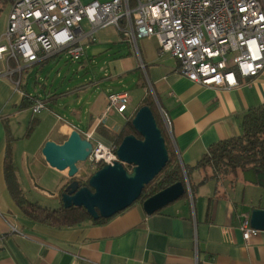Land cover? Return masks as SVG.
<instances>
[{
    "label": "crops",
    "instance_id": "1",
    "mask_svg": "<svg viewBox=\"0 0 264 264\" xmlns=\"http://www.w3.org/2000/svg\"><path fill=\"white\" fill-rule=\"evenodd\" d=\"M14 1L0 0V36ZM138 40L139 57L113 26L96 32L95 41L89 44L95 50L90 56L102 59L103 76L112 78L109 85L116 80L120 87L101 88L98 94L94 91L85 100L82 111L80 106L68 102L72 97L59 104L62 96L55 92L53 97L43 84L31 83L34 90L28 91L21 85L16 87L8 77H0V264H264V230L257 229L258 233L247 241L241 231L244 214L250 219L252 209H264V184L246 180L244 173L233 184L227 179L200 182L204 172L194 167L210 145L240 135L245 112L264 104V70L256 77L237 76L239 85L232 89L204 86L180 75L178 61L158 52L155 37ZM122 45L128 46V50L122 52ZM36 64L39 63L33 65ZM5 71L6 66L0 62V72ZM130 85L141 91L135 105L130 99ZM120 91L128 92L127 110L109 111L104 116L108 92ZM27 94L47 101L42 111L45 114L35 118L36 124L43 126L44 135L34 151V163L54 176L57 185L54 193L37 187L36 183L34 186L46 198L54 199L55 207L59 204L58 190L69 179L64 180L66 172L50 167L45 161L41 154L45 141L63 142L73 130L74 124L70 123L73 121L78 126L79 122L89 126L86 133H90L91 141L110 144L109 139L96 132L102 121L106 120L102 125L109 132L114 127L121 128L123 125L116 120L107 121L109 113L123 115L127 121L142 106L144 98L158 105L157 113L168 132L165 138L169 147L182 169L189 168L190 182L185 179V192L152 214H147L138 201L101 224L88 220L72 227H53L27 219L9 194L4 177L6 151L14 162L10 141L21 136L22 127L32 115L28 102L32 101ZM81 99L82 96L77 98ZM53 106L63 107L68 113L61 114ZM159 108L167 113L170 130ZM81 113L91 120L82 121ZM55 114L63 120H58ZM52 115L54 121L50 120ZM52 134L55 136L51 137ZM14 170L19 184L16 167ZM39 174L36 172L35 176L44 182ZM11 226L21 233L12 231Z\"/></svg>",
    "mask_w": 264,
    "mask_h": 264
},
{
    "label": "built area",
    "instance_id": "2",
    "mask_svg": "<svg viewBox=\"0 0 264 264\" xmlns=\"http://www.w3.org/2000/svg\"><path fill=\"white\" fill-rule=\"evenodd\" d=\"M107 26L138 57L137 40L155 37L158 52L175 58L178 73L200 85L232 89L239 85L237 76L256 77L264 70V0H15L0 36V62L6 66L0 77L19 87L23 69L35 63L82 59L96 32ZM27 96L32 114L46 109L45 99ZM128 105L127 91L108 92L103 115L124 113ZM159 111L170 130L167 113ZM84 138L91 141L90 133ZM92 144L86 159L91 173L99 163L118 161L113 143ZM241 231L246 241L258 233L247 214Z\"/></svg>",
    "mask_w": 264,
    "mask_h": 264
},
{
    "label": "water",
    "instance_id": "3",
    "mask_svg": "<svg viewBox=\"0 0 264 264\" xmlns=\"http://www.w3.org/2000/svg\"><path fill=\"white\" fill-rule=\"evenodd\" d=\"M131 124L140 138L133 134L124 136L116 148L118 161L103 164L92 172L86 178L87 185L79 187L76 179L71 181L61 194L64 207L81 206L93 219L110 218L139 199L143 187L159 174L169 157L164 137L148 105L138 108ZM92 145L78 130H72L62 143L45 141L41 154L50 167L66 172L72 179L79 172L77 163L86 161ZM243 173L246 180L264 184V173L254 169ZM183 191V183L177 181L147 197L142 207L147 214H152L177 200ZM249 224L264 230L263 208L252 209Z\"/></svg>",
    "mask_w": 264,
    "mask_h": 264
},
{
    "label": "trees",
    "instance_id": "4",
    "mask_svg": "<svg viewBox=\"0 0 264 264\" xmlns=\"http://www.w3.org/2000/svg\"><path fill=\"white\" fill-rule=\"evenodd\" d=\"M50 60L51 62L56 61L54 58H51ZM48 61L49 60L46 59V62ZM58 75L59 73H57V76ZM27 98V96H24L23 99L27 100ZM28 102L29 105H31V102ZM143 105H148L154 115L157 126L164 137L169 160L159 174L143 187L139 199L135 202H143L147 197L177 181H181L185 184L186 179L190 182L189 168L183 166L182 169L177 156L169 147V142L165 138L167 132H164L165 129L162 126L161 118L157 113L158 108L155 101L153 102L152 100L148 102L147 99V102L142 104V106ZM131 119L127 120L118 132L111 134L112 143L115 146H118L123 137L129 134H133L140 138L139 133L131 124ZM241 125L242 132L240 135L220 140L210 145L203 156L198 160L194 167L201 169L204 172V176L200 182H205L208 179H214L217 181L227 179L229 180V183L233 184L245 170L254 169L264 173V104L248 109L242 117ZM32 129L33 122L30 121L28 130ZM102 166L103 164L99 163L96 170ZM4 177L8 192L18 209L24 217L36 223L53 227H72L88 220L93 224H101L111 218L99 217L98 219H93L87 213L85 208L81 206H63L61 194L64 192L65 187L71 181L75 180V178L69 179L59 189V204L57 207L44 206L33 201H28L18 184L16 174L12 167V160L7 154V151L4 158ZM77 181L79 187L87 185V179Z\"/></svg>",
    "mask_w": 264,
    "mask_h": 264
},
{
    "label": "rangeland",
    "instance_id": "5",
    "mask_svg": "<svg viewBox=\"0 0 264 264\" xmlns=\"http://www.w3.org/2000/svg\"><path fill=\"white\" fill-rule=\"evenodd\" d=\"M140 40H138V47L141 48L139 44ZM92 44V43H91ZM128 46L122 45L120 47L121 51L128 50ZM94 50V45H89L87 47V57H84L79 60H71L68 58H60L56 62L49 61L46 62V60L42 61L39 64L33 65L31 67L24 68L22 71V81L21 86H23L28 91H33V87L31 85L34 84V86H38L39 84H43L45 88H47L48 92H52L53 94L56 92V94L61 95L62 99L59 101V104H62V102L67 101V97H72V99H68V102L70 104H74V106L84 108L85 100L90 99L91 93H95L94 91L100 93V89H106L108 86L112 90H118L120 85L116 82V80H112V83L109 85V82L111 79H107L103 75V70L101 69L102 65V59H96L94 57H91L90 54ZM57 73L59 75L57 76ZM97 86V89L95 87ZM129 94L130 99L132 100V104H137L139 97L141 96V91H136V89L130 85L129 88ZM88 92V93H87ZM103 92V90H101ZM54 94V96L56 95ZM106 94V92H105ZM81 100H77V98L81 97ZM65 97V98H64ZM147 102V99L144 98L140 104H144ZM61 106V105H60ZM87 107H90V105L86 104ZM158 107V105H157ZM53 109L61 114H67L68 110L64 109L63 107H54ZM39 113V114H32L30 115L28 119V123L25 127H22L23 131L21 133V136L18 137L16 140H11V146L10 149L13 151L14 155V162H12L13 169L16 167L17 170V176L19 177V184L22 188V192L25 195V198L28 201L36 202L40 205L44 206H50L55 207L56 201L51 198H46L43 196L40 191L37 189V187H42L43 189H46L48 193H54L56 190L57 183L54 180V176H52L50 173H45L41 171L37 164L34 163V151L36 150V147L44 135V129L43 126L41 127L38 123L36 124L35 118H38V116L42 117L41 115L45 114ZM32 113V112H31ZM110 115L107 116V121L112 122V120H116L120 124H124L126 120H124L123 115H116L113 113H109ZM56 115V114H55ZM82 121L91 120L90 116L88 117L86 114L82 115L79 114ZM89 118V119H88ZM53 115L50 117V120L54 121ZM69 120V119H68ZM33 122V129L28 130L29 123ZM48 121V120H47ZM70 121V120H69ZM106 121V120H105ZM102 121V124L105 122ZM71 124H74L72 126L73 130H78L80 134L84 137L85 133L87 132L86 129L89 127L85 123H80L79 125H76L73 121H70ZM100 125L96 132L97 134H100L101 136H104L106 139L108 138L112 143V135L113 132H117L120 127H114L111 130L113 132H109L107 129L104 128V125ZM31 127V126H30ZM74 127V128H73ZM165 132V130H164ZM167 132V131H166ZM168 133V132H167ZM55 134H52L51 137H54ZM16 140V141H15ZM62 139H58V141H61ZM62 143V142H61ZM92 143H95L92 141ZM15 166V167H14ZM77 166L79 168V172L77 175L74 176L76 180H84L86 179L90 174V170L87 167V162H78ZM15 172V170H14ZM39 172L40 174L38 176H43L45 181L42 182L39 180L35 173ZM67 174V173H66ZM36 177V178H35ZM37 179V180H35ZM70 179L68 175L64 180ZM34 183H36V186H34ZM40 186H38V185ZM59 191V190H58Z\"/></svg>",
    "mask_w": 264,
    "mask_h": 264
}]
</instances>
